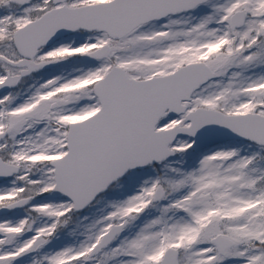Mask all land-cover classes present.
<instances>
[{"label": "snow or ice", "instance_id": "obj_1", "mask_svg": "<svg viewBox=\"0 0 264 264\" xmlns=\"http://www.w3.org/2000/svg\"><path fill=\"white\" fill-rule=\"evenodd\" d=\"M0 264H264V0H0Z\"/></svg>", "mask_w": 264, "mask_h": 264}]
</instances>
